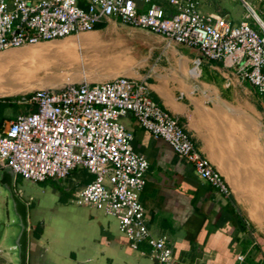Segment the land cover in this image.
Instances as JSON below:
<instances>
[{
    "label": "crops",
    "instance_id": "crops-1",
    "mask_svg": "<svg viewBox=\"0 0 264 264\" xmlns=\"http://www.w3.org/2000/svg\"><path fill=\"white\" fill-rule=\"evenodd\" d=\"M153 1L167 13L173 11L170 0ZM194 1L200 13L226 16L234 23L245 11L237 0ZM117 23L122 22L100 23L90 32L127 36L137 59L122 74L148 83L151 98L179 119L229 190L222 193L199 178L164 139L153 137L132 115L124 116L134 150L149 161L140 199L150 232L166 239L173 264H264V132L259 135L256 129L264 124V95L248 82L240 84L222 61L208 60L194 47L170 44L127 25L123 32ZM15 99L0 96V132L28 109ZM92 179L86 169H75L63 180H51L57 189L37 203L33 194L25 197L27 264H158L147 243L132 246L115 217L75 203V192Z\"/></svg>",
    "mask_w": 264,
    "mask_h": 264
},
{
    "label": "built area",
    "instance_id": "built-area-1",
    "mask_svg": "<svg viewBox=\"0 0 264 264\" xmlns=\"http://www.w3.org/2000/svg\"><path fill=\"white\" fill-rule=\"evenodd\" d=\"M240 2L244 15L234 23L226 16L200 13L194 0H170L171 13L153 0H0V52L77 37L119 19L170 44L194 47L208 60L222 61L240 84L248 82L264 95V0ZM13 96L28 109L0 132V167L34 183L63 180L75 169H86L93 179L75 192V203L115 217L132 246L147 243L158 264H173V257L166 239L155 237L147 226L140 195L149 161L134 150L133 134L122 118L132 115L189 161L199 178L229 192L219 170L179 119L151 98L144 80L120 74Z\"/></svg>",
    "mask_w": 264,
    "mask_h": 264
},
{
    "label": "rangeland",
    "instance_id": "rangeland-1",
    "mask_svg": "<svg viewBox=\"0 0 264 264\" xmlns=\"http://www.w3.org/2000/svg\"><path fill=\"white\" fill-rule=\"evenodd\" d=\"M237 1L240 2V0H237ZM98 34H101V36L104 38L114 40L115 42H117L120 45V48L117 49L118 55H115L114 57H112V61L106 65L105 64L98 65L97 67H94L91 71L84 72V73H82V72L85 70H82L81 72L79 71L80 74H78L76 77H74L70 81H79L83 78L87 79L88 81L105 80V79L112 78L118 74L125 73L126 71L124 72V70L127 69L128 67L130 68L132 66V64L135 63V61L137 59L136 50L131 45V42L127 41V36H125V34L123 35V33L122 34L120 33L121 34L120 35V34H117L116 32H112V33H110V32L105 33L104 31H102L101 33H99V32H94V33L85 32V33L80 34L77 37L70 36V37H66V38L61 39V40L42 42V43H37V44H32V45H25L23 47H17V48H10V49H7L6 51L0 52V56L6 55V54H8V55L9 54H11V55L12 54H17V55L22 54L23 56L31 55V56L37 57L36 59H39V58L41 59L42 57L40 56V52H38L36 50H38L42 47H54V46H60V45L67 44V43H72V44H75L76 47H79L78 46L79 44L87 43L90 39H92L93 36L98 35ZM123 39H125L126 42ZM122 41H124L125 44ZM75 50H76V52L78 51L77 48ZM105 51L106 50H104V52ZM35 52L39 53L38 56L32 55ZM108 52H110V51H108ZM97 53H98V51H95V55H98V59H97L98 61L102 62L103 59H106V58H104L105 55L104 56L101 55V52L98 54ZM65 54H67V53H65ZM69 54L71 57V55H73L74 53H68L67 56H69ZM43 57H46V56H43ZM75 61L76 62L73 64L74 67H77V66L79 67V65H82L81 63H79L77 61V59H75ZM47 62H48L47 64H49L47 68L43 65V66H40L38 68L33 69V71L38 72L34 76H36L37 78L42 77V76H47V78L54 77V80H55L54 85L59 86V85L64 84V82L61 83L62 79L60 77L64 76V74L67 75L66 72L71 71L74 67L71 68V67H67V66L55 65L54 62L49 61V60ZM12 71H14V70H12ZM60 74H62V75H60ZM79 75H80V77H79ZM56 79H58V80H56ZM23 84H25V83H23ZM54 85H52V86H54ZM26 86H28V87L23 88V90L18 92V93L30 91L32 89H35L36 87L41 86V85H38V82H36V83H33L31 86L30 85H26ZM13 94H15V93H13ZM4 95L5 94H1L0 96H4ZM256 129H257V133L259 135L260 134L262 135L264 132V124L259 123ZM52 185L53 184H52L51 180H46L44 182L34 183V182L29 181V180L23 179L19 175H16L14 188L18 194L21 193V195L23 197L21 195H19V196L24 200H25L26 196L33 194V196L35 197L34 201L37 203L42 197L54 193L53 189H57V188H55ZM56 186H58V185H56ZM28 209H29V207H28ZM0 264H9L8 260L5 257H3L1 254H0Z\"/></svg>",
    "mask_w": 264,
    "mask_h": 264
},
{
    "label": "bare ground",
    "instance_id": "bare-ground-1",
    "mask_svg": "<svg viewBox=\"0 0 264 264\" xmlns=\"http://www.w3.org/2000/svg\"><path fill=\"white\" fill-rule=\"evenodd\" d=\"M78 46L79 47H76L75 44L67 43L54 47H42L36 50L40 52V56L42 57L41 59H36L37 57L31 55L23 56L22 54H6L0 56V95L18 93L22 91L23 88L28 87L26 85L31 86L36 82H38V85L41 86L54 85V78H47V76L37 78L36 76H34L38 72L33 71V69L43 65L47 68L49 65L47 64L48 60L54 62L55 65L67 66L72 68L74 67L73 64L76 62L75 59H77V61L83 65L74 67L71 71L66 72L67 75L64 74V76H61V83H65L80 74L82 70H85L82 72L84 73L91 71L98 65H106L110 63L112 61V57L118 55L117 49L120 48V45L117 42L108 38H104L101 36V34L93 36L92 39H90L87 43L79 44ZM76 48L78 49L77 52L75 50ZM104 50L106 51L104 52ZM95 51H98V53L101 52V55H105L104 58L106 59H103L102 62L98 61V55H95ZM64 52L67 54H65ZM68 53L74 54L70 57V54L69 56H67ZM38 54L39 53L35 52L32 55L38 56ZM76 69H79L80 72H75ZM12 70H14L15 72Z\"/></svg>",
    "mask_w": 264,
    "mask_h": 264
},
{
    "label": "water",
    "instance_id": "water-1",
    "mask_svg": "<svg viewBox=\"0 0 264 264\" xmlns=\"http://www.w3.org/2000/svg\"><path fill=\"white\" fill-rule=\"evenodd\" d=\"M116 26L127 32L126 24L117 23ZM41 87L44 86L35 89ZM14 183V171L10 167H0V254L9 264H27L29 209L28 203L15 190Z\"/></svg>",
    "mask_w": 264,
    "mask_h": 264
},
{
    "label": "trees",
    "instance_id": "trees-1",
    "mask_svg": "<svg viewBox=\"0 0 264 264\" xmlns=\"http://www.w3.org/2000/svg\"><path fill=\"white\" fill-rule=\"evenodd\" d=\"M33 232H34L33 234H35V235H39L37 229H36V230L34 229Z\"/></svg>",
    "mask_w": 264,
    "mask_h": 264
}]
</instances>
